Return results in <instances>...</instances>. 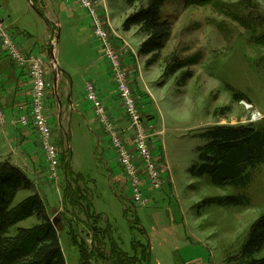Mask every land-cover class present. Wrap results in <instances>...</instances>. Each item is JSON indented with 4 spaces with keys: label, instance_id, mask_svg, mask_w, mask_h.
I'll return each mask as SVG.
<instances>
[{
    "label": "rangeland",
    "instance_id": "374dc122",
    "mask_svg": "<svg viewBox=\"0 0 264 264\" xmlns=\"http://www.w3.org/2000/svg\"><path fill=\"white\" fill-rule=\"evenodd\" d=\"M3 2H6L5 8ZM98 7L101 19L108 24L99 4ZM44 11L56 19L55 2L43 9L39 0H0V17L26 27L40 40L34 54L37 56L41 55L42 39L49 25ZM161 19L172 24L162 59L176 54L185 67L163 82L162 61L146 67V86L141 91L129 81L143 116L155 132L151 147L156 162L163 165L166 156L162 176L167 184L161 190L148 191L145 206L130 201L131 191L106 140L103 147L97 148L88 120L89 130L68 110V87H65L67 96H60L57 91L59 114L55 98L51 95L47 100L45 113L53 141L61 155L69 150L71 168L82 178L79 186L88 196L93 213L88 210V219L83 206L80 210L69 204L63 193L62 169L52 176L44 157H41L43 168L37 169L34 175L20 170L28 181L18 190L13 206L32 195L43 200L48 216L51 221L55 220L66 264H79L77 244L91 250L93 232L88 226L92 224L103 230L106 255L110 241L128 255L140 252L136 247L139 242L149 248V264H237L235 258L250 227L264 215V163L251 170L247 184L239 187H215L206 176L192 178L188 174V169L197 163V147L204 144L196 136L205 130L217 126L264 127V42L261 40L264 0H211L194 5H187V0L169 1L161 8ZM59 21L64 23V20ZM108 30L117 49L114 33L110 27ZM135 36L142 37L137 33ZM75 39L62 31L55 49L59 52V63L69 68L73 104L78 103L83 109L84 105H90L81 94L82 79L97 84L102 96L106 95V102L109 77L92 36L87 40L92 48L90 61L91 58L96 60L91 69H86L90 62L77 57ZM100 70L103 76L98 74ZM125 71L130 80V73ZM51 72L47 67L48 83ZM185 72H190L192 77L181 84L180 78ZM113 92L115 94L114 89ZM235 94L246 100L234 99ZM114 105L116 112L119 105ZM64 113L66 117L62 120ZM6 137L2 142L5 150H0V156L20 151ZM226 196H242L247 205L201 206L203 200ZM125 210H128L127 216ZM36 224V219L30 217L17 227L30 229ZM69 234H73L74 239ZM86 261L103 264L96 254Z\"/></svg>",
    "mask_w": 264,
    "mask_h": 264
},
{
    "label": "trees",
    "instance_id": "16d2710c",
    "mask_svg": "<svg viewBox=\"0 0 264 264\" xmlns=\"http://www.w3.org/2000/svg\"><path fill=\"white\" fill-rule=\"evenodd\" d=\"M169 1L176 0H125L132 12L124 19L121 29L128 32L137 28V34L144 40L138 49V56L147 58L145 67L162 61L161 82L181 71L185 64L176 54L162 59L161 53L171 35L172 24L161 19V8ZM211 0H187V5L204 4ZM261 40L264 42V36ZM192 77L190 72L181 75V84ZM236 100H246L244 96L233 95ZM204 144L197 147V163L188 169L192 178L206 176L215 187L245 186L249 172L264 163V127L253 125L225 127L217 126L196 136ZM69 150L60 153V168L63 171V193L69 204L82 210L88 218V210L93 207L79 183L82 178L71 168ZM21 171L8 162H0V264H66L59 234L46 212L43 200L32 195L17 206L13 201L21 187L27 182ZM86 191V190H85ZM65 198V197H64ZM245 207L242 196H226L203 200L202 207ZM128 210L124 215L127 216ZM93 213V212H92ZM34 217L37 224L30 229L17 227L22 221ZM100 218V216H97ZM89 219V218H88ZM136 221V219H135ZM137 223V222H136ZM134 224V223H133ZM89 225L93 232L90 251L81 244L76 246L79 264L97 255L103 264H149L150 251L147 245L136 244L140 252L132 255L124 253L117 244L110 241L108 255L104 252L105 236L103 230ZM14 231V233H12ZM70 235V234H69ZM74 239L73 234L70 235ZM97 247H94V245ZM134 244V242H133ZM264 215L250 227L240 254L235 258L237 264H264Z\"/></svg>",
    "mask_w": 264,
    "mask_h": 264
},
{
    "label": "crops",
    "instance_id": "0c3cea01",
    "mask_svg": "<svg viewBox=\"0 0 264 264\" xmlns=\"http://www.w3.org/2000/svg\"><path fill=\"white\" fill-rule=\"evenodd\" d=\"M54 2L56 3L57 9V17L55 20H53L52 14L47 11H44L45 20L48 21L49 25L47 30H45L44 37L42 39V50L40 56L45 58L47 63H49V50L52 46V42L56 39L55 37L57 33L61 37L62 31H65L67 35L72 34L73 37L76 38L74 40V43L77 46V57L85 58L87 62H90L89 66L86 67V69H91L92 67H95L96 60L92 61L91 58L90 61L92 48L89 47L87 41L88 38L92 36L89 16L84 10H82L78 6L76 0H39V3L43 9H47V6L49 4L52 5ZM97 2L100 5L101 14L105 15V17L107 18L108 25L114 33L115 45L118 47L117 49H119V51H121L123 54L124 67L130 73L129 81L133 84L134 88H137L141 91V88L144 89L146 86L145 73L147 70L145 69V61L147 58L138 56V49L140 44L143 42L144 38H139L135 36L137 33V28H133L128 32H124L121 29L124 19L132 12V10L126 7L125 0H97ZM3 6L4 8L6 7V2H3ZM1 19L4 23L7 20L6 25L8 26V31L10 30L9 32L14 41L19 46L20 50L24 54H35L37 42H39L40 40L34 36V33H31L26 27L20 26L17 23H8V18ZM59 20H64V23H61ZM53 28H56L57 31L55 32ZM94 41L99 46V53L102 61L105 64V73L109 77V96L107 98L108 101L104 102V98L106 97V95L102 96L101 90L97 89V84L95 85L92 80H88L87 78L82 79L80 76L83 81V83H81V94L83 95V99L85 100V85L87 83H93L96 87L99 100L101 101L103 106L106 105L105 108L113 119L115 125L123 132H126L128 123L126 121L117 96L115 99L116 93L114 94L113 92L114 86L112 84L108 62L104 59L101 46L95 39ZM125 44L127 46L126 48H124ZM54 53H56V62L63 72L60 76V81L58 82L57 86L60 96H67V89L65 87H68V89L70 90L68 110L74 113L76 117H79L80 121L83 122L86 127H88V130V122L90 123L94 131H89L95 139L97 148L103 147L105 140L106 142L108 140L107 137L102 133L100 126L97 124L91 104L89 103L90 106L88 107L84 105L83 109L79 108L78 103L73 104L74 101L71 87L73 81L70 85L69 82L71 81V75H69L68 72V65H61L58 60L59 52L57 53L55 49ZM98 74L100 76H103V72H101V70L98 71ZM52 77L53 76L51 72V81L49 83L50 94L48 96V99L49 97H51V95L53 98H55V101L57 103L56 113L59 114V105L57 100L59 98V95H57L56 97L54 93ZM94 80L96 81V79ZM112 92L114 97H112L111 95ZM29 103L30 82L28 79L27 70L16 65L12 60H10V58L7 57L4 51L0 48V107L2 108L5 119L7 121L4 127H0V150H5L3 145L4 143L2 142H5V140L7 139L6 136L11 139L10 143H15L16 146L20 148L19 152L13 151L10 154H7V152L2 154V156H0V162L7 161L14 167L21 170L24 174L34 175L35 172L37 173V169L43 168L44 164L41 160L43 154L41 151H39V142L33 130V127L31 125L21 127L20 125L11 126L9 124L11 120H15L20 116L28 115ZM114 104H117V107L119 105L116 111L117 113L115 112L116 109H113L116 108ZM113 114H115V117L113 116ZM64 117H66L65 113L63 115L62 120L64 119ZM70 118L68 117V119ZM61 130L63 131V128H61ZM162 164L166 166L165 155ZM147 192H145V194Z\"/></svg>",
    "mask_w": 264,
    "mask_h": 264
},
{
    "label": "built area",
    "instance_id": "2783aa9c",
    "mask_svg": "<svg viewBox=\"0 0 264 264\" xmlns=\"http://www.w3.org/2000/svg\"><path fill=\"white\" fill-rule=\"evenodd\" d=\"M78 6L90 18L93 38L102 48L104 59L108 62L109 72L116 96L128 123L126 132L119 129L107 109L99 100L93 83L85 85L84 98L92 106L97 124L107 137L109 148L114 154L123 177L131 191L130 201L138 206L148 203L146 190L158 191L165 184L163 167L154 158L151 138L155 132L151 130L147 119L137 103L129 77L123 66L122 52L114 47L109 32L99 13L95 0H77ZM126 44L124 48H126ZM0 48L16 65L27 70L30 82V103L28 115L10 121L11 126L31 125L39 142L47 167L55 176L60 167L59 151L52 140L51 127L46 116L48 97L47 62L45 58L34 54H24L12 38L5 23L0 17ZM7 121L0 107V127ZM127 134V135H126Z\"/></svg>",
    "mask_w": 264,
    "mask_h": 264
},
{
    "label": "water",
    "instance_id": "95a60500",
    "mask_svg": "<svg viewBox=\"0 0 264 264\" xmlns=\"http://www.w3.org/2000/svg\"><path fill=\"white\" fill-rule=\"evenodd\" d=\"M59 35H57L56 37V40L58 38ZM56 46V45H55ZM55 46L52 45L50 47V50H49V60H50V68L52 70V75H53V87H54V93L57 97V86H58V82L60 81V76L61 74L63 73L62 70L59 68L57 62H56V59H55V53H54V50H55ZM58 100V107L60 108V104H59V98L57 99ZM53 225L56 227L55 225V220L52 221Z\"/></svg>",
    "mask_w": 264,
    "mask_h": 264
},
{
    "label": "flooded vegetation",
    "instance_id": "af4514ba",
    "mask_svg": "<svg viewBox=\"0 0 264 264\" xmlns=\"http://www.w3.org/2000/svg\"><path fill=\"white\" fill-rule=\"evenodd\" d=\"M128 185V184H127Z\"/></svg>",
    "mask_w": 264,
    "mask_h": 264
}]
</instances>
